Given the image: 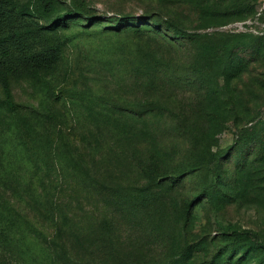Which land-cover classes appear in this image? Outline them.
<instances>
[{
    "label": "rangeland",
    "instance_id": "1",
    "mask_svg": "<svg viewBox=\"0 0 264 264\" xmlns=\"http://www.w3.org/2000/svg\"><path fill=\"white\" fill-rule=\"evenodd\" d=\"M61 1V7L66 8L70 0ZM87 1L96 7L101 21L85 26L83 23L88 21L84 20L58 31L61 39H69L64 41L61 58L51 76L53 89L59 97L55 98L42 81L27 76L12 78L16 101L51 112L54 118L35 120L38 128L56 141L58 135L65 138L68 147L67 150L60 147V153L40 167H28L8 134L7 117L0 116V172L6 175L10 166L15 172L14 177L6 176L9 180H3L4 186L11 197H24L16 206L38 228L42 241L39 246L25 247L18 253L0 237V264H50L45 246L51 240L58 248L59 264L168 262L179 257L182 247L188 244L195 246L194 260L201 262L220 247L222 228L219 223L228 222L258 233L264 241V205L246 197L218 206L205 199L194 207L191 221L176 224L171 213L178 211L184 200L203 185L215 182L210 169L188 175L182 184L152 200L151 207L133 205L138 199L134 191L126 187L148 183L142 164H162L163 161L178 164L210 148L212 151L226 150L234 145L238 127L223 116V122L212 125L204 140H199L197 134L206 132L209 124L200 115L198 93L180 88L172 94V112L132 119L133 112L128 107L149 94L138 80L122 70V61L137 43L159 47L166 56L183 62L190 61L194 49L190 43L182 41L173 45L164 40L173 38L164 35L163 39L155 32L134 36L104 31V27H111L112 23L107 21L110 16L139 18L156 14L163 23L161 31L166 35H171V30L165 21L174 19L191 33L251 32L261 36L264 35V0H256L257 13L248 18H234L223 23L213 20L207 24L201 20L203 14L197 0ZM263 81L264 58H251L242 76L233 79L231 88L237 98L248 87L258 86L251 85L253 82ZM90 86L106 99L97 103L95 93L84 98L75 95ZM111 95L122 103L123 109L115 106ZM247 98L254 100L264 116V93L254 90ZM109 116L132 122L136 135L115 130L107 121ZM254 149L246 148L243 154L237 149L223 162L229 178L238 159L249 158ZM68 151L89 170L88 176L71 167L72 163L66 158ZM107 186L119 187L127 194L124 198L130 199L132 207L120 208L114 203V198L106 195ZM160 192L156 190V194ZM159 213H163L161 221L157 218ZM36 255L44 256L41 262L34 257ZM245 264L255 263L247 260Z\"/></svg>",
    "mask_w": 264,
    "mask_h": 264
},
{
    "label": "trees",
    "instance_id": "2",
    "mask_svg": "<svg viewBox=\"0 0 264 264\" xmlns=\"http://www.w3.org/2000/svg\"><path fill=\"white\" fill-rule=\"evenodd\" d=\"M61 0H0V116L8 120V134L13 139L15 150L21 155L28 167H40L46 160L55 158L59 148L67 150V141L60 135L52 138L38 128L36 119L39 117L54 118L49 111L38 110V107L17 102L12 90V78L27 76L33 80L42 81L55 98L59 95L53 89L52 73L61 58L64 41L58 31L68 28L74 23L90 26L101 21L96 15V7L87 0H70L66 8L61 7ZM203 17V24L208 22L223 23L229 19L248 18L257 13L256 0H197ZM112 23L104 31L115 34H131L142 36L154 32L161 38L170 36L167 40L173 45L179 42L192 45L193 56L189 62L173 60L161 52L159 47L147 43H137L134 50L122 61L123 73L138 80L142 88L149 94L133 107V118H143L172 112V98L176 88L192 89L198 93V108L202 119L209 124L206 132L197 134L199 140H204L210 127L226 117L233 120L238 127L234 145L226 150L201 152L192 160L174 164L160 162L142 164L141 169L148 177V183L142 186L126 187L135 193L136 207H151L152 200L164 191L172 190L182 184L185 177L201 170L210 169L215 175V182L203 185L185 199L178 211L171 213L176 224L179 221L187 223L192 219L194 207L209 199L215 206L224 205L243 197L264 205V116L258 105L249 97L253 91L264 93V81L252 83L255 88L243 90L240 97L234 96L231 83L233 79L242 76L251 58H264V35L254 33H213L197 34L188 32L179 21H165L171 35L161 31V21L158 15L150 14L139 18L130 15H114L107 19ZM151 24V25H150ZM153 26V27H151ZM163 34V35H162ZM94 86V85H93ZM93 86L72 94L84 98L95 93V102H101L106 96L95 91ZM116 107L123 109L122 103L111 95ZM39 114L37 115L36 113ZM36 114V115H34ZM108 123L117 131L136 135V126L129 121H123L115 116L107 118ZM203 122V121H202ZM204 123V122H203ZM62 144V145H61ZM65 146V148H63ZM255 147L250 157L238 159L236 168L229 178L223 162L236 152ZM66 155V154H64ZM71 167L84 172L86 169L68 151L66 155ZM1 171V170H0ZM14 170L8 169L5 174L0 172V237L10 243L11 247L20 253L21 249L39 246V230L17 206L23 196H10L4 183L6 176L14 177ZM207 174V173H206ZM3 180L5 182L3 183ZM161 190L156 194V190ZM30 193V192H29ZM29 193L27 195H29ZM106 195L114 198L120 208L131 206V201L124 198L125 194L119 187H106ZM258 203V204H259ZM135 207V208H136ZM164 213V210L161 211ZM163 213L157 218L162 220ZM174 222L171 223V226ZM222 228V244L208 259L197 262L192 257L195 246L185 245L179 257H173L168 262L125 264H245L254 260L255 264H264V241L258 233L241 229L237 224L219 223ZM163 229V228H162ZM50 264H59L58 248L53 241L45 246ZM41 262L42 257L36 255Z\"/></svg>",
    "mask_w": 264,
    "mask_h": 264
}]
</instances>
